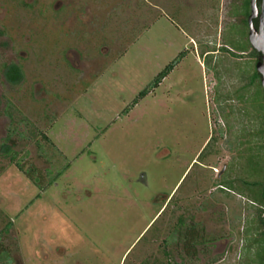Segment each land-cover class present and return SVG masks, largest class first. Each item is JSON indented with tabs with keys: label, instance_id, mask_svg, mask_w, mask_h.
<instances>
[{
	"label": "rangeland",
	"instance_id": "374dc122",
	"mask_svg": "<svg viewBox=\"0 0 264 264\" xmlns=\"http://www.w3.org/2000/svg\"><path fill=\"white\" fill-rule=\"evenodd\" d=\"M187 1L0 0V264H264L248 0Z\"/></svg>",
	"mask_w": 264,
	"mask_h": 264
},
{
	"label": "flooded vegetation",
	"instance_id": "af4514ba",
	"mask_svg": "<svg viewBox=\"0 0 264 264\" xmlns=\"http://www.w3.org/2000/svg\"><path fill=\"white\" fill-rule=\"evenodd\" d=\"M204 1H207V0H188L187 1V3H189V5L190 6H192V7H194L196 10H197V12L196 13H198V12H200V13H202L203 11H204V9H203V3H204ZM220 1V0H219ZM222 2L224 3V0H222ZM229 2L231 3V6H230V10H228V11H230L234 16H235V20L234 21H236V20H238V17H240V14H238V16H237V14H236V11L234 10L235 9V4L238 2V0H229ZM257 2H258V5L261 7V2H262V0H257ZM239 12V11H238ZM250 12H251V0H249V12L244 16V19L246 20V22H247V26H248V39H249V15H250ZM233 22V21H232ZM254 22H255V24H258L259 23V16H257V17H255L254 18ZM250 41V40H249ZM238 51H240V52H243V51H245V49H241V50H238ZM260 52V51H259ZM252 54V57L255 59L256 58V60H257V57H256V52H255V48L251 45L250 46V55ZM260 55H261V52H260ZM261 58V57H260ZM259 58V59H260ZM15 66H17V67H19V69L21 70V72H22V75H21V77L19 78V80L23 77V69H22V66L19 64V62H16V61H11V62H9V63H7L6 64V66H5V76H6V78L10 81V82H17V81H19V80H16V81H13V80H11V79H9L8 78V76H7V71L9 70V69H15ZM15 70H17V69H15ZM253 79V78H252ZM203 151V150H202ZM219 175H221V173L219 174ZM219 185H221V187H223V183H220ZM171 197V198H170ZM172 197L173 196H171V195H168V200L166 201L167 203L172 199ZM249 199V198H248ZM250 200V199H249ZM251 201V200H250ZM164 202V201H163ZM167 205V204H166ZM165 207L166 206H164V209H165ZM162 210V209H161ZM160 210V211H161ZM159 211V212H160ZM172 225H173V227H172V233H174L173 234V238L170 240V244H171V251L172 250H174L175 251V248H176V246H178V244H182L183 246V249H184V251H185V253L187 254V255H189V256H193L194 254H192L191 252H189V250L190 249H193L194 248V246H192V244L190 243V241H192V237L189 239L188 238V236H191V235H188V233H189V231H194L195 232V239L197 238V239H199V240H204L205 238L203 237V233L202 232H200L201 230H203V228L202 229H200L198 226H197V224L195 223V222H193V223H188L187 221H186V218L185 217H183V216H181L180 218H179V220H174L173 222H172ZM200 230V231H199ZM260 235H263V230H262V228H260ZM177 235H178V237H177ZM179 238V239H178ZM212 243H217L218 242V240H213V241H211ZM197 244V243H196ZM195 244V245H196ZM0 246H1V239H0ZM170 251V259H169V262H168V264H176V260L175 259H173V254H172V252ZM1 255L2 256H5L6 257V260L8 261V262H12V256L10 255V253H9V251L7 250V249H3V250H1Z\"/></svg>",
	"mask_w": 264,
	"mask_h": 264
},
{
	"label": "trees",
	"instance_id": "16d2710c",
	"mask_svg": "<svg viewBox=\"0 0 264 264\" xmlns=\"http://www.w3.org/2000/svg\"><path fill=\"white\" fill-rule=\"evenodd\" d=\"M247 7L249 8V0L247 1ZM248 12H249V9H248ZM247 12V13H248ZM255 52H256V57H257V60L261 57L260 55V52L255 49ZM173 65L174 64H169L164 70H162L158 76L156 77L155 81H154V86L159 84V82L162 80V78L170 71V69L173 68ZM17 69V70H15ZM15 69H9L7 71V76L9 79L13 80V81H16V80H19V78L21 77L22 75V72L21 70L19 69V67L15 66ZM256 73L261 76V74L257 71L256 69ZM148 92V89H144L141 91V95H144ZM12 134V133H11ZM6 148L5 150L6 151H9V153L12 152V148L10 147V145H5ZM12 157H15V154L12 153ZM18 163L20 164L21 168H23V165L21 164V161L19 160ZM26 172L28 173L29 176H35V173H37V170L35 167H30L28 169H26ZM36 178V177H35ZM244 182H247V180H244ZM247 191V193L249 194V199L254 202V203H260V208H259V212L257 214V220L255 222V228L257 229V231L259 232V229L262 228L263 230V236H264V191L262 192V194L260 195L259 197V200L254 198L253 196H251L252 194L250 193V191H248L247 189H245ZM1 235V234H0ZM188 235H191V236H188V238L192 237V241H190V243L192 244V246H194L193 249H190L189 252H191L192 254H195L196 253V247H195V244L200 241L199 239H195V232L194 231H189ZM189 238V239H190ZM258 238V237H256Z\"/></svg>",
	"mask_w": 264,
	"mask_h": 264
},
{
	"label": "water",
	"instance_id": "95a60500",
	"mask_svg": "<svg viewBox=\"0 0 264 264\" xmlns=\"http://www.w3.org/2000/svg\"><path fill=\"white\" fill-rule=\"evenodd\" d=\"M259 16V23L255 24L254 18ZM249 40L251 45L261 52V58L256 62V68L261 74V82L264 87V0L261 7L257 0H251V12L249 15Z\"/></svg>",
	"mask_w": 264,
	"mask_h": 264
}]
</instances>
